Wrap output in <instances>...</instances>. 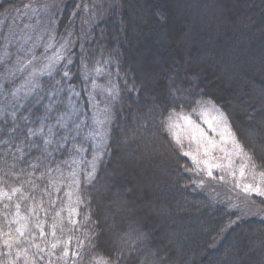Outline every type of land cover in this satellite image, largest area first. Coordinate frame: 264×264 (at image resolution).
<instances>
[{
  "label": "trees",
  "instance_id": "1",
  "mask_svg": "<svg viewBox=\"0 0 264 264\" xmlns=\"http://www.w3.org/2000/svg\"><path fill=\"white\" fill-rule=\"evenodd\" d=\"M23 1L0 0V19L7 24ZM85 1L55 0L59 37L80 38ZM226 5L115 0L82 48L75 47L67 70L43 79L19 105L0 95L1 248L17 244L9 239L17 216L28 225L18 247L30 264H94L109 257L110 264H264V219L243 218L212 201L168 130L173 116L210 102L244 146L248 167L264 178V0H243L233 13H225ZM96 68L111 76L117 98L105 151L89 175L93 146L85 132L83 71ZM133 161L143 170L158 166L154 177L147 172L150 187L140 200L123 180L133 177ZM14 257L1 252L0 264L27 263Z\"/></svg>",
  "mask_w": 264,
  "mask_h": 264
},
{
  "label": "rangeland",
  "instance_id": "2",
  "mask_svg": "<svg viewBox=\"0 0 264 264\" xmlns=\"http://www.w3.org/2000/svg\"><path fill=\"white\" fill-rule=\"evenodd\" d=\"M223 1L227 4L225 13H233L237 6L243 3V0ZM54 3L55 0H24L17 5L14 16L7 24L5 18L0 19V35L3 34L0 51V95L2 94L13 105L25 102L40 82L51 77L57 69L61 68L64 71L69 68L75 47L82 48L90 29L106 16L111 6L115 5V0L85 1L80 38L73 37L71 34L64 38L56 34L54 18L57 8ZM174 8H176L174 12L179 9ZM150 57L148 56L147 60H150ZM83 74L84 83L88 88L89 107L85 132L93 146L89 174L91 175L106 148L111 106L117 98V90L111 76L99 68L84 70ZM261 77L263 78L261 74H258L255 79L261 80ZM6 86L10 90H7ZM224 87L228 88L226 85ZM221 114L212 103H201L190 114L173 116L168 123V130L174 142L178 139L183 151L190 153L187 157L196 168L198 175L196 181L212 201L238 213L243 218L264 219V196L256 194L255 191H245V187L250 185L253 189L259 188L264 192V178L255 175L248 167L243 153L237 154L232 139L226 132V129H230L229 124L226 119H220ZM74 116L72 112H69L68 117L73 119ZM182 116H187L191 124L181 119ZM205 120L211 122L215 131L209 129ZM68 125H71V121ZM197 129L203 131L207 139L201 137ZM208 140L214 141L218 146L211 148ZM224 140L227 142L225 143ZM205 149L208 150L207 156L204 155ZM192 156L196 157V161H193ZM204 161L208 163L205 164ZM131 164L135 167L134 170L130 167L133 177L128 174L123 180L125 183L132 184L135 197L137 196L136 199L140 200L143 190L150 187V183L145 180L148 176L147 172L154 177L158 166H149L148 169L146 165V169L143 170L138 161H133ZM75 166L78 167V163ZM134 174L142 180L136 182ZM76 178L77 171L74 169L70 174L69 182L71 188L69 208L72 213H75L78 204ZM150 208V206H139L136 210L144 213L155 212L153 209L150 211ZM22 219L17 216L12 219L13 228L9 239L17 244L10 245L6 242L2 248L0 247V253H8L16 256L14 257L16 261L20 259L30 264L26 259L23 260L24 255L18 247V244L20 245L28 236V225ZM164 245L167 247L166 244Z\"/></svg>",
  "mask_w": 264,
  "mask_h": 264
},
{
  "label": "snow or ice",
  "instance_id": "3",
  "mask_svg": "<svg viewBox=\"0 0 264 264\" xmlns=\"http://www.w3.org/2000/svg\"><path fill=\"white\" fill-rule=\"evenodd\" d=\"M65 76H67V73H65ZM181 119L185 120L186 123L191 124V121L188 119L187 116H182ZM220 119H221V120H225L226 118L223 116V114H221ZM162 123H163V122H162ZM205 123L208 124V127H209L210 130L215 131V129L212 128V124H211V122L205 120ZM197 131L199 132V135H200L201 137H205V133H204L203 131H201V130H199V129H197ZM226 132H227V135H228L229 137H231V139H232V144H233L234 149L236 150L237 154H239V153H243V152H244V146L239 142L238 139H236L235 135L231 132L230 129H226ZM34 134H35V133H34ZM221 137H222V139H223V137H224V133H223V132L221 133ZM205 139H207V138L205 137ZM224 142L226 143L227 141L224 140ZM175 143H176L177 148L179 149L181 155L186 156V157H187V156H190V153L183 151V149H182V147H181V142H180L178 139L175 140ZM208 145H209L211 148H216V147L218 146V145H217L214 141H212V140H208ZM204 155H205V156L208 155V150H207V149H205ZM191 158L193 159V161H196V157L192 156ZM249 159H251V157H250ZM204 163L207 164L208 162H207V161H204ZM217 167H219V166H217ZM209 175L211 176V171H209ZM245 191H255L256 194L261 195V196H264V192H262L259 188L253 189L252 186H250V185L245 187ZM73 223H75V221H73ZM18 231H19V229H18ZM21 235H23L22 232H21ZM82 259H83V257H82ZM110 262H111V257H109V260L96 259L95 262H94V264H110Z\"/></svg>",
  "mask_w": 264,
  "mask_h": 264
}]
</instances>
